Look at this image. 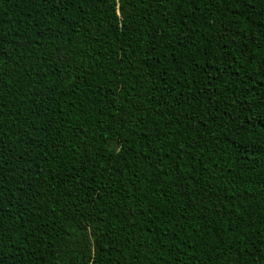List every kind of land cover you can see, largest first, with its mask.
<instances>
[{
    "label": "trees",
    "instance_id": "16d2710c",
    "mask_svg": "<svg viewBox=\"0 0 264 264\" xmlns=\"http://www.w3.org/2000/svg\"><path fill=\"white\" fill-rule=\"evenodd\" d=\"M0 264H264V0H0Z\"/></svg>",
    "mask_w": 264,
    "mask_h": 264
}]
</instances>
